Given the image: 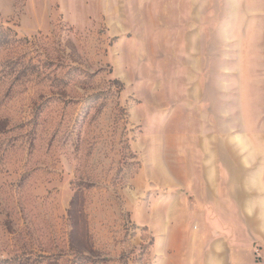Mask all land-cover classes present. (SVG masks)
I'll return each instance as SVG.
<instances>
[{
    "label": "rangeland",
    "instance_id": "1",
    "mask_svg": "<svg viewBox=\"0 0 264 264\" xmlns=\"http://www.w3.org/2000/svg\"><path fill=\"white\" fill-rule=\"evenodd\" d=\"M213 197L264 213V0H0V264H190Z\"/></svg>",
    "mask_w": 264,
    "mask_h": 264
},
{
    "label": "crops",
    "instance_id": "2",
    "mask_svg": "<svg viewBox=\"0 0 264 264\" xmlns=\"http://www.w3.org/2000/svg\"><path fill=\"white\" fill-rule=\"evenodd\" d=\"M244 169L245 176H250L251 169ZM207 170L203 176L206 186L217 188L222 176L220 164L215 167L212 163ZM208 201L213 205H205L198 213H187L190 219L187 238L199 246L197 259L190 264H238V252L249 250L254 242L261 244L263 255L255 264H264V213H252V208L248 211L247 205L244 213H237L231 199L219 208L215 207L216 198ZM193 217H196L195 221H192Z\"/></svg>",
    "mask_w": 264,
    "mask_h": 264
}]
</instances>
